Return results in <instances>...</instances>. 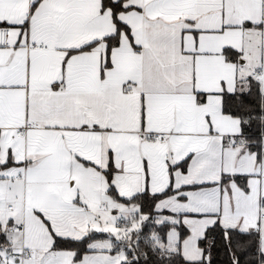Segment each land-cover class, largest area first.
Returning <instances> with one entry per match:
<instances>
[{
    "label": "snow or ice",
    "instance_id": "obj_1",
    "mask_svg": "<svg viewBox=\"0 0 264 264\" xmlns=\"http://www.w3.org/2000/svg\"><path fill=\"white\" fill-rule=\"evenodd\" d=\"M0 264H264V0H0Z\"/></svg>",
    "mask_w": 264,
    "mask_h": 264
}]
</instances>
